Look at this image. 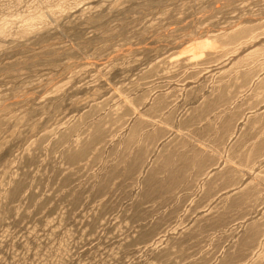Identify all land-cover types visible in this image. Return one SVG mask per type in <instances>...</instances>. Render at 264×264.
Masks as SVG:
<instances>
[{"label":"rangeland","instance_id":"374dc122","mask_svg":"<svg viewBox=\"0 0 264 264\" xmlns=\"http://www.w3.org/2000/svg\"><path fill=\"white\" fill-rule=\"evenodd\" d=\"M0 264H264V0H0Z\"/></svg>","mask_w":264,"mask_h":264},{"label":"bare ground","instance_id":"6f19581e","mask_svg":"<svg viewBox=\"0 0 264 264\" xmlns=\"http://www.w3.org/2000/svg\"><path fill=\"white\" fill-rule=\"evenodd\" d=\"M198 47V45H196V48ZM200 48V47H199Z\"/></svg>","mask_w":264,"mask_h":264}]
</instances>
